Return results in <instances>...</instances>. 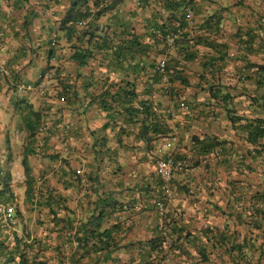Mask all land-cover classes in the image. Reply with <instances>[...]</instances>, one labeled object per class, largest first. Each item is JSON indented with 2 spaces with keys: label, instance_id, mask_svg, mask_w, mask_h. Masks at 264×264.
I'll return each mask as SVG.
<instances>
[{
  "label": "crops",
  "instance_id": "obj_1",
  "mask_svg": "<svg viewBox=\"0 0 264 264\" xmlns=\"http://www.w3.org/2000/svg\"><path fill=\"white\" fill-rule=\"evenodd\" d=\"M160 1L124 0L103 16L100 26L120 31L121 17L144 43H152L148 27L161 10ZM185 1H191L186 20L193 35L210 37L228 55L210 72L204 64L216 57L215 52L198 46L197 58L186 68L191 86L164 80L152 97L143 92L146 76L136 77L139 101L149 99L160 112L172 116L168 124L177 143L161 151L169 138L149 147L138 136L141 124H125L121 117L115 124L99 106L105 90L115 93L125 79H134L115 67L117 60L110 53L96 52L83 67L69 61L70 47L77 40L60 29L69 0H0V68L5 70L0 73V171L9 172L12 193L25 205L22 163L27 150L33 149L28 163L36 195L49 197L54 190L68 209L61 215L75 226L101 224L102 231L110 230L121 245L146 243L161 234L179 237L182 233L184 237L190 233L192 238L185 243L190 255H170L166 264H264V154L255 155V147L246 143L244 134L227 118L229 108L240 115L258 111L250 98L261 89L257 77L248 78L247 65L264 64V0ZM211 19L219 21V36L213 26L209 31ZM174 26L178 29V24ZM54 39L63 48L58 51L57 66L65 70L64 78L51 79L44 94L18 91V85L36 86L48 67L56 65L48 58ZM159 60L168 61L165 56ZM137 61L148 63L145 56ZM60 81L70 88L64 94L69 100L63 104L56 89ZM211 87L229 93L231 104L212 99ZM75 92L77 100L72 96ZM172 94L177 95L176 101L171 100ZM178 96L182 97L179 106ZM183 101L184 109L180 107ZM35 113L43 116L41 124H34ZM42 128L48 133L42 134ZM194 137L201 141L216 137L225 150L217 147V157L204 158ZM165 156L185 160L194 169L189 167L174 177V196L167 203L166 218H161L154 203L162 196L155 161ZM169 221L171 226H167ZM43 225L48 237H58L53 225ZM115 253L112 258H120L119 264L135 263L137 255L128 248Z\"/></svg>",
  "mask_w": 264,
  "mask_h": 264
},
{
  "label": "trees",
  "instance_id": "obj_2",
  "mask_svg": "<svg viewBox=\"0 0 264 264\" xmlns=\"http://www.w3.org/2000/svg\"><path fill=\"white\" fill-rule=\"evenodd\" d=\"M69 1L70 7L60 22V29L65 31L69 38L75 37L77 40V45L70 47L72 53L69 56V61L76 63L79 67H83L88 64L89 60L95 57L96 52L110 53L112 58L114 57L113 59L117 60L115 67L123 71L122 73H125L126 76L132 75L134 78L133 80L125 79L123 81L125 84L119 86L118 91L115 93H111L110 88L105 90L99 96V106L110 114V118H113L115 124L119 117L123 118L125 124L127 123L132 126L141 124L138 136L149 147L161 139L169 138L171 140L174 136L171 135L172 130L168 123L172 119V116L168 113L163 114V112H160L157 106L149 99L139 101L136 77L138 75L146 76L143 92L146 96L152 97L156 90L155 87L161 85L165 79L171 85L179 82L185 87L191 86V81L186 74V68L188 64L197 58L195 50H197L198 46L210 48L215 52L216 57L207 59L204 64V68L207 67L210 72L218 64L224 63L228 55V52L223 50L216 41L210 40V37L193 35V30L189 28L186 20V12L191 9V1H160L162 5L161 10L158 11V16L151 21L150 27H148V30H150L148 36L153 40L152 43H144L143 38L138 36L133 29L129 28L127 23L121 20L123 19L121 17H118L120 31L112 29V26H100L103 25L101 24L103 16L115 10L124 0ZM209 23L211 25L209 31L212 30L213 26L214 34L219 36V21L211 19ZM174 24H178V29H175ZM79 26H82L83 29L79 28ZM214 34L212 33L213 36ZM171 35L177 36L174 46L175 52L173 54L168 53L167 45V39ZM82 44L84 45L83 47ZM86 44L88 47H85ZM50 46L48 58L49 61L55 62L56 65L48 67L36 87L49 76H52L53 80L64 78L62 75H64L65 70L57 66V63H59L57 61L60 60L58 51L63 50V48H59L56 39L51 41ZM142 56H145L148 61L145 65L137 61ZM162 56L168 59L164 74L158 71L159 58ZM247 70L250 74L248 76L249 79L258 78L257 85L261 89L257 95L250 98L251 104L255 105L258 111L251 115H240L236 109L229 108L227 109V118L233 128L238 129L244 134L246 143L255 147L254 154L263 156L264 64L249 63ZM58 84L60 86L57 85L56 89L58 88V92H60L59 96L61 97H59V100L63 104L69 100L65 95L69 94L70 88L63 81H60ZM48 88L49 86L46 88V91ZM209 91L212 99L220 100L226 106H229L231 100H233V97L223 90L211 87ZM172 93H174V89ZM217 93L220 94L218 95ZM72 96L77 100V92L73 93ZM176 96L172 94L171 100L176 101ZM181 98L180 96L177 97L178 106ZM115 106L121 107V110L116 111ZM34 117V124L42 123L43 116L40 113H35ZM108 127L109 125L104 126V130ZM122 130L123 128L120 127L119 132H122ZM32 131H34V128H32ZM194 140L199 150L198 152L204 158L211 154L217 157L218 155L214 150L217 147L225 148L223 142H220L216 137H206L202 141L194 137ZM33 154H35V151L28 149L24 154L22 163L25 169L27 185L25 203L31 208L32 212L38 215L39 222L41 221L42 224L49 222L54 226L52 228L56 229L54 232L59 233L58 237H55L59 244L56 247H52L51 245H47V241L30 237V234L24 237L16 235L10 241V237L3 236L6 226L0 214V264H50L49 260L43 256L50 247L56 251L55 259L57 264H103V262L109 260L113 263L118 262L119 264L120 258L116 257L114 259L115 257H112L116 254L115 252H119L124 248H128L131 252L136 253L137 256L133 259L134 264H166V260L170 255H190L189 249L185 245L192 238L190 233H187L184 237L182 233L177 235L179 237H169L170 235L168 234L167 236L161 234L146 243L140 241L121 245L120 238L113 237V233L110 230L102 231L101 224L95 227L84 224L75 226L68 216L61 215L63 210L68 211L67 207L63 205L64 199L61 195H55V191L53 190L51 196L48 197L40 194L39 197L34 192L35 178L32 176V170L28 163L29 155ZM181 161L185 162V169L190 167L189 169L193 171L194 165L189 166L185 160ZM198 163L199 161L194 162L195 165ZM11 181L12 177L9 172L1 173L0 171V206L14 202L17 203V198L14 192L12 193ZM172 195L174 196L173 186ZM262 201L264 202V199ZM53 205H57V207L53 209ZM6 225L8 226V224ZM168 225H172L171 221L167 223ZM51 233H53V230H51ZM63 233H67V237L59 236ZM240 251H243L242 247ZM202 261H205V259Z\"/></svg>",
  "mask_w": 264,
  "mask_h": 264
},
{
  "label": "built area",
  "instance_id": "obj_3",
  "mask_svg": "<svg viewBox=\"0 0 264 264\" xmlns=\"http://www.w3.org/2000/svg\"><path fill=\"white\" fill-rule=\"evenodd\" d=\"M177 39L176 35H171L167 39V45L168 50L170 54H173L175 52V41ZM166 63L167 60L160 62L158 66V71H160L162 74L165 73L166 70ZM0 73H5V70L3 68H0ZM52 75V74H50ZM53 79L52 76H49L48 78L44 79L40 85L36 86H26V85H18L17 90L20 92H39L40 94L46 93V88L48 87V84L50 80ZM166 80V79H165ZM181 108H186L185 102H181L180 104ZM42 134H47L48 131L45 128L41 129ZM61 141H63L62 138ZM172 143H177V138L174 136L168 143L163 145L161 148V151L163 149H170L172 146ZM155 168L156 173L158 177L161 179L162 182V196L161 198L157 199L154 203L157 208L158 214L161 218H166L167 216V208L166 203L172 198V181L173 177L176 174H180L185 169V162L183 161H177L172 156L168 157H162L158 158L155 161ZM0 214L5 223H7L9 226L15 225V208L10 205H1L0 206Z\"/></svg>",
  "mask_w": 264,
  "mask_h": 264
},
{
  "label": "rangeland",
  "instance_id": "obj_4",
  "mask_svg": "<svg viewBox=\"0 0 264 264\" xmlns=\"http://www.w3.org/2000/svg\"><path fill=\"white\" fill-rule=\"evenodd\" d=\"M22 201H24V200L22 199L21 204H20V203H18L20 201L17 199L18 205L16 202L8 204V205L13 206L15 208V215L16 216L19 214L20 215L14 219L15 225H13V226H9L11 224H9L7 226L6 225L7 223H5L3 221V223L6 226V228H4L3 236L10 237V241H11L16 235H18L19 237H24V236H28V234H30V237L45 240V241H47V245H51L52 247H56L59 244L58 241L55 239V237H50V239H49V237H48L49 231L42 224L41 221L39 222L38 215L36 213L32 212L31 208L29 206H27L26 204L23 205ZM43 256L45 257V259L49 260L50 264H57L56 259H55L56 251L51 249V247L49 248L48 251H46L44 253Z\"/></svg>",
  "mask_w": 264,
  "mask_h": 264
}]
</instances>
